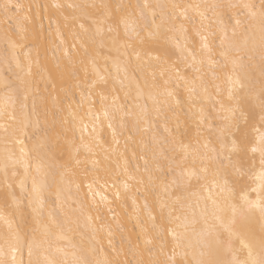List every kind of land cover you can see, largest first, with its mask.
Masks as SVG:
<instances>
[{
	"label": "snow or ice",
	"instance_id": "obj_1",
	"mask_svg": "<svg viewBox=\"0 0 264 264\" xmlns=\"http://www.w3.org/2000/svg\"><path fill=\"white\" fill-rule=\"evenodd\" d=\"M43 7L72 10L63 18L72 22L73 43L63 48L54 75L49 70V81L58 79L67 99L79 92L77 108L88 104L89 114L98 100L109 129L119 117L120 127L131 119L135 131L151 132L141 156L154 196L152 206L145 205L150 227L138 220L135 241L129 237L117 250L109 240L115 258H99L104 225L95 221L108 198L93 193L90 183L89 201L77 177L82 165L97 166L92 157L108 150L95 121L89 131L71 103L67 117L62 101L53 98L51 109L43 99L38 104L32 78L33 65L40 68L39 47L23 25L25 6L5 0L0 66L14 79L0 87V264H264V0L145 2L135 6L139 17L132 21L119 4ZM145 47L160 54L144 61ZM103 49L106 64L117 69L123 103L115 85L111 103L105 94L112 73L98 67ZM129 69L139 75L130 78ZM126 81H135L134 98ZM180 87L191 119L181 124L177 118L173 128L168 113L175 114L171 99ZM77 232L79 244L72 239Z\"/></svg>",
	"mask_w": 264,
	"mask_h": 264
},
{
	"label": "bare ground",
	"instance_id": "obj_2",
	"mask_svg": "<svg viewBox=\"0 0 264 264\" xmlns=\"http://www.w3.org/2000/svg\"><path fill=\"white\" fill-rule=\"evenodd\" d=\"M5 0H0V4L4 3ZM61 3L65 6L68 4H111L113 6L119 4L123 5L122 14H126L130 21L138 20L139 9L135 6L137 4H158V3H214V2H225L234 4H243L253 2V0H12V3H20L25 6L24 11L21 15H27L29 19L23 21L24 27L28 29L29 42H34L38 45L40 51V68L37 69L35 64L33 65V90L38 93L37 102L43 99L44 103L48 108H52L53 98L62 101V106L65 111L62 116H68L67 106L69 103L72 104V110L78 112L77 122L83 119L84 123L88 124L89 131L93 126L92 121H95L97 131L99 133V140L103 144L104 149L108 151L106 153L96 155L92 159L98 160L100 163L97 166H93L91 162L82 165L83 171L77 177L78 182L82 181V195L88 193V184H92L93 193L99 192L101 196H106L107 202L100 204L102 211L99 213L100 219L95 221L97 227L100 224L104 225V231L99 233L98 238L102 240L103 253L100 255V259L105 257L109 259L115 258V254L112 252V247L119 250L122 246V242L126 243L127 239L130 237L135 241L136 236L139 234L138 220L144 224L145 227H150L147 222V210L145 205L147 204L149 208L153 204L154 196L150 194V185L148 183V174L145 172L144 160L141 156L145 155V143L151 138V132L147 135L141 132L135 131L133 128V121L128 119L126 121L125 127H120V119H117L113 123V128H108L109 121L104 118L103 111L100 110V105L97 103L93 105V111L89 114V105L85 104L82 108H77L80 102L79 92L70 99L64 97V93L61 91V82L56 79L49 81V70L54 69L57 60L62 58L63 48L70 47L73 43L72 32L73 26L69 19L64 20V16H70L72 10L65 7L61 10H54L49 7L48 11L44 10V5H51L52 3ZM254 2L259 3V0H254ZM40 7L37 8L36 6ZM29 6H31L29 10ZM235 11L240 12L242 9H235ZM63 13V15H61ZM2 19V16H0ZM197 25H199V17H197ZM206 24L209 22H205ZM78 29V25L76 26ZM59 29V32L57 31ZM121 31H123V25L121 26ZM35 36V41H32V37ZM194 36V34H193ZM2 37V33H0ZM61 40L64 41V45H61ZM195 42L199 43V38L195 37ZM173 47L172 45H168ZM5 46L0 39V50ZM24 51H27L25 49ZM107 54V49L101 50L97 63L100 67L102 73L105 67L112 73V79L109 81L108 91L105 93L109 95V103H111V89L113 85L117 88L115 93L120 97L119 102H124V94L119 90V81L115 80L117 75V69L111 63V61L105 62L103 59L104 55ZM160 53L154 48L145 47L141 50V56L144 61L149 59V56L155 57ZM116 53H112L115 57ZM32 57L35 60L36 53L33 51ZM23 58V57H21ZM133 62L135 64V58L133 57ZM189 73L191 70H188ZM229 74H232V66L229 65L227 69ZM240 74V69L237 68L236 75ZM122 78L124 73L121 66V71L119 73ZM138 73L133 72L129 69V77L138 76ZM258 75V74H257ZM236 77L234 76V79ZM3 79H14L13 73L8 71L4 66H0V87H2ZM56 84V88L53 89L52 84ZM143 84V81H140ZM126 90L131 92V96L134 98L136 95L135 81L129 84L127 81ZM259 87V85H256ZM178 93V94H177ZM226 95V93H225ZM94 99H97L94 97ZM182 101L179 107L176 106V100ZM75 101V102H73ZM29 108H31V99L29 100ZM129 104L132 103L130 99ZM144 103V101H141ZM150 104V102H149ZM171 104L175 108V114L169 112L168 115L171 117L170 127H175L176 119L178 118L180 123L183 124L186 120L191 119V114L189 113L190 105L187 102V93L184 91L183 87L176 89L173 92V98L171 99ZM199 104H197V108ZM99 116V121L95 118ZM31 131V129H29ZM113 131L116 135L113 138ZM159 131L161 134L164 133V124L161 122L159 126ZM77 138H79V132H77ZM143 141V142H142ZM27 143V140H26ZM150 156V153L148 154ZM105 156L107 158H105ZM83 156L81 159L83 160ZM87 177V179H85ZM130 177H135V179H130ZM143 179L144 183L139 181ZM127 183L129 185L128 189H125L123 185ZM30 186V184H29ZM119 191L120 198H116V192ZM19 192V189H17ZM88 199L91 201V194L88 193ZM96 200L99 202L100 196H96ZM135 201V203H133ZM111 209V210H110ZM93 216H96V212H93ZM111 232V236L108 233ZM73 243H80V233L72 234ZM109 240L112 242V247L109 246ZM70 258V257H69ZM24 259H27V253L25 251ZM120 259H124L123 256Z\"/></svg>",
	"mask_w": 264,
	"mask_h": 264
}]
</instances>
